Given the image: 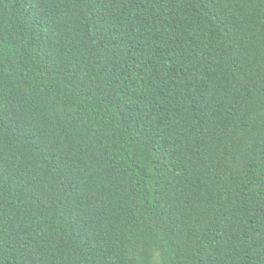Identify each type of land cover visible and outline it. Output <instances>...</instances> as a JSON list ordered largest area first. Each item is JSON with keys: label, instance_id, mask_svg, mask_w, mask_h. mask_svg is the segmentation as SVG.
I'll return each mask as SVG.
<instances>
[{"label": "trees", "instance_id": "trees-1", "mask_svg": "<svg viewBox=\"0 0 264 264\" xmlns=\"http://www.w3.org/2000/svg\"><path fill=\"white\" fill-rule=\"evenodd\" d=\"M0 264H264V0H0Z\"/></svg>", "mask_w": 264, "mask_h": 264}]
</instances>
